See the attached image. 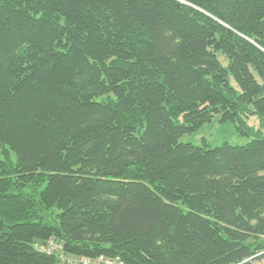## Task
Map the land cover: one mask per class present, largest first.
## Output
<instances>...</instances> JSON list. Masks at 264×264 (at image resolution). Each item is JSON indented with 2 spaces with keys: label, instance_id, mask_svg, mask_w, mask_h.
I'll return each mask as SVG.
<instances>
[{
  "label": "trees",
  "instance_id": "1",
  "mask_svg": "<svg viewBox=\"0 0 264 264\" xmlns=\"http://www.w3.org/2000/svg\"><path fill=\"white\" fill-rule=\"evenodd\" d=\"M263 130L264 0H0V264L261 260Z\"/></svg>",
  "mask_w": 264,
  "mask_h": 264
},
{
  "label": "rangeland",
  "instance_id": "2",
  "mask_svg": "<svg viewBox=\"0 0 264 264\" xmlns=\"http://www.w3.org/2000/svg\"><path fill=\"white\" fill-rule=\"evenodd\" d=\"M247 123L251 127H259L258 119L254 115L247 120ZM262 135L264 136V130ZM202 138L208 140L211 144H218L222 140L228 141L229 143L242 144L247 142L248 140V138L246 137L237 136L233 130L232 125H220L216 121L205 125L194 135L183 136L181 139L183 141L198 142ZM251 264H264V258L259 261H254Z\"/></svg>",
  "mask_w": 264,
  "mask_h": 264
},
{
  "label": "built area",
  "instance_id": "3",
  "mask_svg": "<svg viewBox=\"0 0 264 264\" xmlns=\"http://www.w3.org/2000/svg\"><path fill=\"white\" fill-rule=\"evenodd\" d=\"M45 253H58L59 264H126L119 257H82L68 256L63 253L62 246L53 239H49L43 246L39 247Z\"/></svg>",
  "mask_w": 264,
  "mask_h": 264
}]
</instances>
